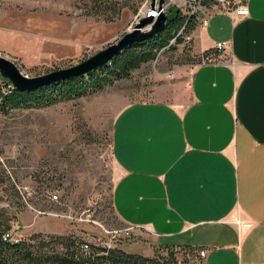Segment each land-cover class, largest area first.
I'll use <instances>...</instances> for the list:
<instances>
[{
    "label": "rangeland",
    "instance_id": "1",
    "mask_svg": "<svg viewBox=\"0 0 264 264\" xmlns=\"http://www.w3.org/2000/svg\"><path fill=\"white\" fill-rule=\"evenodd\" d=\"M151 3L0 0V56L30 78L75 67L119 42L148 17ZM174 46L131 79L94 95L0 114V207L16 216L14 237L75 234L84 243L154 255L157 239L127 226L112 206L120 175L112 153V127L129 103L161 98L185 104L201 55L194 53L191 35ZM177 251L180 260L191 261V252Z\"/></svg>",
    "mask_w": 264,
    "mask_h": 264
},
{
    "label": "crops",
    "instance_id": "2",
    "mask_svg": "<svg viewBox=\"0 0 264 264\" xmlns=\"http://www.w3.org/2000/svg\"><path fill=\"white\" fill-rule=\"evenodd\" d=\"M247 6L236 21L205 10L193 51L218 61L195 68L184 105L129 103L112 127L116 215L193 247L191 264H264V0Z\"/></svg>",
    "mask_w": 264,
    "mask_h": 264
},
{
    "label": "trees",
    "instance_id": "3",
    "mask_svg": "<svg viewBox=\"0 0 264 264\" xmlns=\"http://www.w3.org/2000/svg\"><path fill=\"white\" fill-rule=\"evenodd\" d=\"M215 3L216 0H199L201 9L205 10L211 9ZM200 11L187 15L174 7L162 33L128 48L116 56L111 65L87 76L32 92L18 91L11 81L0 76V114L8 115L15 110L43 109L71 102L101 92L122 80L131 79L135 71L155 61L160 52L168 53L175 49L174 45L183 44L185 38L192 35L200 24ZM204 56L212 57V51L205 52ZM198 60L202 61L201 56ZM15 217H11L6 208L0 207V264H191L190 260H180L178 248L179 251L191 252L193 259L196 256L191 246L177 248L162 245L156 247L153 256H145L117 247L84 243L75 234H35L28 240L20 239L18 242L4 240L12 231ZM84 245L88 246V250L83 249Z\"/></svg>",
    "mask_w": 264,
    "mask_h": 264
},
{
    "label": "water",
    "instance_id": "4",
    "mask_svg": "<svg viewBox=\"0 0 264 264\" xmlns=\"http://www.w3.org/2000/svg\"><path fill=\"white\" fill-rule=\"evenodd\" d=\"M159 1V11L161 14L158 18L144 17L141 21L122 39L111 44L98 55L82 62L81 64L66 70L56 71L44 76L30 78L26 76L21 69L12 61L0 56V73L4 78L12 82L14 87L21 92H32L42 87L59 84L73 78L87 76L104 66L111 65L112 60L134 45L142 44L149 39L162 33L168 23L173 8L169 9L168 14L162 11L166 0ZM157 0H152L151 7L155 8Z\"/></svg>",
    "mask_w": 264,
    "mask_h": 264
},
{
    "label": "built area",
    "instance_id": "5",
    "mask_svg": "<svg viewBox=\"0 0 264 264\" xmlns=\"http://www.w3.org/2000/svg\"><path fill=\"white\" fill-rule=\"evenodd\" d=\"M249 0H216V3L211 7V12L215 11V12H225L228 13L230 15L233 16V19L236 21L237 18L241 17V18H245L248 17L250 15L249 13V9L247 6V2ZM178 8L180 9L184 14L187 15H193V14H197L200 10V4H199V0H166L165 4L162 7V11L164 12H168V10L170 8ZM203 13H205L206 15L208 14V12L204 11ZM161 14V12L159 11V4H157L155 6V8L151 9V12H149L147 14L148 17H154V18H158L159 15ZM205 15V18L203 17L200 21L201 24L203 25H207L208 23V19L207 16ZM210 16V15H208ZM182 33V32H181ZM229 44L227 43H219L216 46V49L224 54L227 50ZM202 61L200 62L201 64H208V63H214L216 61H218V59H216L215 57H208V56H201ZM52 198L54 200H58V196L57 195H53ZM4 240H10L12 242H18L20 239L16 238L13 236L12 231H10L5 237ZM84 250H88V246L84 245L83 246ZM201 258L205 257V252H202L200 254Z\"/></svg>",
    "mask_w": 264,
    "mask_h": 264
}]
</instances>
